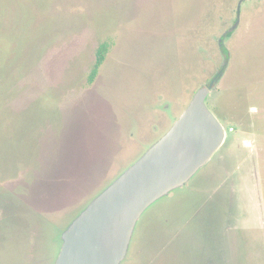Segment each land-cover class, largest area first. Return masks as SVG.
Returning a JSON list of instances; mask_svg holds the SVG:
<instances>
[{
	"label": "rangeland",
	"instance_id": "1",
	"mask_svg": "<svg viewBox=\"0 0 264 264\" xmlns=\"http://www.w3.org/2000/svg\"><path fill=\"white\" fill-rule=\"evenodd\" d=\"M214 77L226 140L143 213L121 264H264V0H0V264H54Z\"/></svg>",
	"mask_w": 264,
	"mask_h": 264
},
{
	"label": "water",
	"instance_id": "2",
	"mask_svg": "<svg viewBox=\"0 0 264 264\" xmlns=\"http://www.w3.org/2000/svg\"><path fill=\"white\" fill-rule=\"evenodd\" d=\"M215 79L199 88L168 131L94 197L62 233L54 264H121L143 213L185 186L227 137L207 104Z\"/></svg>",
	"mask_w": 264,
	"mask_h": 264
},
{
	"label": "trees",
	"instance_id": "3",
	"mask_svg": "<svg viewBox=\"0 0 264 264\" xmlns=\"http://www.w3.org/2000/svg\"><path fill=\"white\" fill-rule=\"evenodd\" d=\"M232 30L226 32L224 35H222L219 39V46L221 51L227 56V54L229 53L226 45H225V39L230 37L232 35ZM109 43L108 42H103L99 45V47L96 50V61L93 65L89 80L90 82H93L94 79L96 78V75L100 69V67L103 65L105 59H106V55L109 51ZM224 68V67H222Z\"/></svg>",
	"mask_w": 264,
	"mask_h": 264
},
{
	"label": "flooded vegetation",
	"instance_id": "4",
	"mask_svg": "<svg viewBox=\"0 0 264 264\" xmlns=\"http://www.w3.org/2000/svg\"><path fill=\"white\" fill-rule=\"evenodd\" d=\"M219 75H220V74H219ZM218 78H219V77H218ZM218 78L214 77L213 80L215 79V82H216V81L218 80ZM211 82H212V80H211ZM211 82H210V83H211ZM215 82H214V83H215ZM210 83H209V84H210ZM209 84H207V85H209ZM213 85H214V84H213ZM212 88H213V87H212Z\"/></svg>",
	"mask_w": 264,
	"mask_h": 264
}]
</instances>
